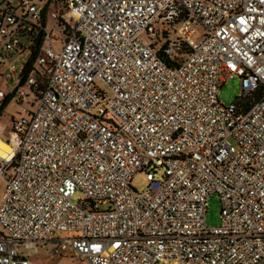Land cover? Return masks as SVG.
I'll use <instances>...</instances> for the list:
<instances>
[{
    "label": "built area",
    "instance_id": "1",
    "mask_svg": "<svg viewBox=\"0 0 264 264\" xmlns=\"http://www.w3.org/2000/svg\"><path fill=\"white\" fill-rule=\"evenodd\" d=\"M25 50L20 72L0 69L16 78L0 100L21 109L0 157V264L47 247L84 264H264V0H0V67ZM234 75L239 96L219 101Z\"/></svg>",
    "mask_w": 264,
    "mask_h": 264
},
{
    "label": "rangeland",
    "instance_id": "2",
    "mask_svg": "<svg viewBox=\"0 0 264 264\" xmlns=\"http://www.w3.org/2000/svg\"><path fill=\"white\" fill-rule=\"evenodd\" d=\"M31 51L25 50L23 52H15L12 55H8L6 58V65L3 64L0 69L8 68L7 64H14L16 70L20 72L25 65L30 62ZM16 78H14L15 80ZM14 80H6L4 77L0 76V89L6 93H11L14 89ZM241 92L240 89V78L234 75L232 78L228 79L218 90V100L224 103H230L236 100ZM21 110L16 104L13 96L6 103L0 113V123L6 124L7 129L0 131V143H4L5 140L9 138L8 128L10 127L11 121L10 117L17 115V112ZM6 143V142H5ZM131 185L138 191H142L147 186V179L144 172L136 173L131 179ZM3 182L0 181V194L2 190ZM83 194L77 192L74 198H82ZM100 207H106V205H101ZM205 225L208 227L216 226L220 223V202L219 197L216 194H212L207 199V207L204 216ZM65 232H57L55 236L62 237L66 236ZM34 256V261L36 264H84L76 255L72 252L66 250L59 254L51 253L49 247L39 248L32 251Z\"/></svg>",
    "mask_w": 264,
    "mask_h": 264
},
{
    "label": "bare ground",
    "instance_id": "3",
    "mask_svg": "<svg viewBox=\"0 0 264 264\" xmlns=\"http://www.w3.org/2000/svg\"><path fill=\"white\" fill-rule=\"evenodd\" d=\"M14 137L9 135V138L4 143H0V157L10 159L14 151Z\"/></svg>",
    "mask_w": 264,
    "mask_h": 264
},
{
    "label": "trees",
    "instance_id": "4",
    "mask_svg": "<svg viewBox=\"0 0 264 264\" xmlns=\"http://www.w3.org/2000/svg\"><path fill=\"white\" fill-rule=\"evenodd\" d=\"M11 99V94L5 95L1 100H0V113L3 107L6 105V103ZM16 116V115H15ZM14 116L10 117V120H13Z\"/></svg>",
    "mask_w": 264,
    "mask_h": 264
},
{
    "label": "crops",
    "instance_id": "5",
    "mask_svg": "<svg viewBox=\"0 0 264 264\" xmlns=\"http://www.w3.org/2000/svg\"><path fill=\"white\" fill-rule=\"evenodd\" d=\"M30 259L35 263L34 256L31 254ZM36 264V263H35Z\"/></svg>",
    "mask_w": 264,
    "mask_h": 264
}]
</instances>
